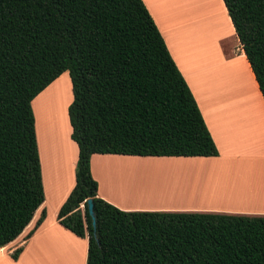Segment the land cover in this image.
<instances>
[{"label": "trees", "instance_id": "obj_1", "mask_svg": "<svg viewBox=\"0 0 264 264\" xmlns=\"http://www.w3.org/2000/svg\"><path fill=\"white\" fill-rule=\"evenodd\" d=\"M222 1L264 100V0ZM65 72L78 160L57 221L87 238L86 264H264V216L126 212L97 196L95 154L219 155L142 0H0V248L44 202L31 103Z\"/></svg>", "mask_w": 264, "mask_h": 264}, {"label": "crops", "instance_id": "obj_2", "mask_svg": "<svg viewBox=\"0 0 264 264\" xmlns=\"http://www.w3.org/2000/svg\"><path fill=\"white\" fill-rule=\"evenodd\" d=\"M173 1L142 0L160 32L171 58L195 98L219 155L217 157L170 158L180 159L174 161H183L204 167L207 171L202 172L209 174L216 183L218 179H222L223 174L222 171L219 173L217 171L226 164H235L239 168L240 165L250 163V160H264V100L235 35L223 1L210 0L213 3L212 5L215 8L218 6L221 14L225 15L230 34H232L228 54L225 47L227 44L223 39L224 36L216 40L215 37L205 36L202 29L201 25L204 24V21L198 16L202 14L201 16L205 15V18H207L211 12L205 0H190L191 3L187 5L185 4L187 0H178V6ZM182 2H184V8L180 6ZM237 45H240V47ZM236 67H242L249 87L245 86L234 74L233 71ZM247 89H250V92ZM257 114L260 115V119ZM243 119L244 121H242ZM262 120L263 122H261ZM35 130L40 154L43 189L46 193L44 173L47 170L52 183V199L58 202V213L75 186L78 147L70 137L72 130L69 119L67 130L65 128L64 134L60 138L59 148L55 143L52 144L50 137L47 145L42 143L36 119ZM124 159L136 158L124 155L95 154L90 160L92 177L98 183L97 196L122 211L198 212L264 216V207L237 209L222 206L219 205L221 201H216L213 197L209 199L203 195H192L191 191L188 199H186L191 206L185 205L183 209L177 207L152 209L123 206L114 197L107 196L101 191L102 178L95 169V162L101 163L104 171L111 172L110 162ZM228 168L230 167L223 170L226 171ZM68 175L71 179L66 190ZM253 191L256 192L257 190ZM46 202L45 194L44 202L35 212L36 214H34L28 226L14 241L0 248V264H56L58 262L60 264L59 252L54 251L55 248H51L49 251L46 241L41 243L48 235L53 236L52 228H55L61 234L68 235L72 239L70 241L82 247L81 264H86L87 238H78L63 228L57 221V214L56 220L50 223L46 221L45 217L35 232L29 238L27 237L34 228L41 211L44 210L42 207L46 205ZM82 207L83 205H81ZM18 248H22V251L18 259L13 260L11 254ZM48 251L53 253H48Z\"/></svg>", "mask_w": 264, "mask_h": 264}, {"label": "rangeland", "instance_id": "obj_3", "mask_svg": "<svg viewBox=\"0 0 264 264\" xmlns=\"http://www.w3.org/2000/svg\"><path fill=\"white\" fill-rule=\"evenodd\" d=\"M205 1L211 12L208 14L207 18H205V15L201 16L202 14L198 16L204 21V24L202 23L201 26L205 32V36L215 37L216 40H218L219 37L224 36L223 39L226 41L225 44L229 45L225 46L228 54V51L230 52L232 34H230L229 26L226 23V17L221 14L218 6L215 8L210 0ZM173 2L178 6V0ZM187 3L188 0L185 4L187 5ZM189 3H191V1H189ZM214 3L217 5L216 2ZM180 6L184 8V2H182ZM237 46L240 47V45ZM234 74L237 76L236 72H234ZM243 84L248 86L246 80ZM247 90L250 92V89ZM65 94H67L68 98L65 105H63L62 114L60 113V128L56 127L55 129H51L50 127H46V102H51L54 97H56L58 101V99L61 96H65ZM44 96L46 98L43 100L44 102H42L43 106H41L39 113H37L35 109V101L42 97L44 98ZM71 102V82L67 72L63 73L33 99L31 106L36 123H38V129L41 133L42 143H46L47 145L50 140L49 137L52 140L53 136L55 137L59 131H61L60 138L63 136L65 128L67 130V111ZM242 121H244V119ZM62 122L64 126L62 125ZM57 144L59 146L60 141H57L56 139V146ZM135 158L136 159H124L122 161L110 162L109 165L111 166V172L108 170L104 171L103 165L99 162H95V169L102 178L100 187L101 191L107 196L114 197L115 200L123 206L146 207L152 209L177 207L183 209L185 205L191 206L186 201V199H188V189H194L195 192L193 195H199V191H196L197 189L195 188H200V185L205 184L210 180L211 183L208 182V186L217 188L218 191H221L226 196V198L230 195H235L238 198L237 202L222 199L219 205L234 207L237 209L252 208L255 205H261L262 208L264 207V160H250V163H247V165H240L239 168H237L235 164H226L217 171V173L222 171L223 174L221 177L222 179H219L218 182L215 183L209 174L202 172H205V170L207 171V169L183 161H174L180 159L169 157ZM227 167L230 168L224 171L223 169ZM225 177H227L226 180ZM44 178V188L46 187V193L44 190V197L46 194L47 202L42 209L46 212V221L50 223L56 220L58 202H55L52 199V183L47 170H45ZM248 178H250L249 181ZM70 179L71 178L68 175V178L66 179V190L69 187ZM213 182L216 186H214ZM253 190H257L258 192H254ZM257 197L260 201L259 204H256L254 201L255 199H258ZM224 200L226 201L224 202ZM52 231L53 236L48 235L41 241V243L46 241L49 251L51 248H55L54 251L56 250L59 252L60 264H81L82 247L74 244L70 241L72 239H70L68 235L59 233L55 228H52ZM70 248H73V251H75V258L70 256L69 253H66L67 251H72ZM49 251L48 253H53ZM56 264H59V262Z\"/></svg>", "mask_w": 264, "mask_h": 264}, {"label": "bare ground", "instance_id": "obj_4", "mask_svg": "<svg viewBox=\"0 0 264 264\" xmlns=\"http://www.w3.org/2000/svg\"><path fill=\"white\" fill-rule=\"evenodd\" d=\"M189 1L190 0H188V3H189ZM187 2V1H186ZM185 2V3H186ZM187 3V4H188ZM190 4V3H189ZM203 21V20H202ZM194 27V26H193ZM235 71H233V72H236L237 73V76H238V78L242 81V82H244L245 80H246V76L244 75V71H242L243 69L242 68H239V67H236L235 69H234ZM249 92V91H248ZM60 93V92H59ZM62 93V92H61ZM63 95V94H62ZM58 97V96H57ZM45 96H44V98L42 97L41 99H39V100H37V101H35V109H36V111H37V113H39V111H40V108H41V106H43V103L42 102H44L43 100H45ZM67 98H68V96H67V94H65V96H61L59 99H58V101H57V98L56 97H54V99H52V101L51 102H49V103H47L46 102V119H45V125H46V127H50L51 129L53 128V129H55L56 127H59L60 128V113L62 114V108H63V105H65V103L67 102ZM45 104V103H44ZM257 116H258V114H257ZM260 116V115H259ZM258 116V117H259ZM261 117H259V119H260ZM258 120V119H257ZM261 122H263V120L261 121ZM62 125L64 126V124H63V122H62ZM255 129V128H254ZM60 134H61V131H59V133L54 137L53 136V138H52V142H53V145H54V143H55V145H56V139H57V141H60ZM60 147V145L58 146V144H57V148H59ZM126 162V161H125ZM125 164V163H124ZM242 176V175H241ZM248 176V175H247ZM243 177L245 178V176L243 175ZM243 177H242V179H243ZM252 177V176H251ZM250 177V178H251ZM231 178V177H230ZM250 178H248V181H249V179ZM227 179V177H225V180ZM246 179V178H245ZM219 180V179H218ZM231 180V179H230ZM234 180V179H233ZM244 180V179H243ZM252 180V179H251ZM208 182H210V180L208 181ZM207 182V183H208ZM229 182V181H228ZM207 183H205V184H203V185H201V187L200 188H195V189H197L196 191H199V195H203V196H205V197H208L209 199L210 198H214L216 201H221L222 199H226V200H228V201H235V202H237L238 201V198L235 196V195H230V196H227V198H226V196L221 192V191H218V189L217 188H213V187H210V186H208V184ZM211 183V182H210ZM214 183V182H213ZM217 183V182H216ZM234 183H235V181H234ZM250 183V182H249ZM236 184V183H235ZM233 185V184H232ZM242 185V184H241ZM246 185V184H245ZM214 186H216L215 185V183H214ZM221 186H222V184H221ZM189 188V187H188ZM219 188V187H218ZM249 189H250V187H249ZM189 190H191V192L192 193H194L195 191H194V189H188V195H189V193H190V191ZM258 192V191H257ZM193 195V194H192ZM258 198V197H257ZM239 200H241V199H239ZM255 202H256V204H259L260 203V201H259V198L258 199H255L254 200ZM207 202V201H206ZM255 208H257V207H261V205H255L254 206ZM70 250H72V251H67L66 253H69V255L70 256H72L73 258H75V251H73V248H70Z\"/></svg>", "mask_w": 264, "mask_h": 264}, {"label": "water", "instance_id": "obj_5", "mask_svg": "<svg viewBox=\"0 0 264 264\" xmlns=\"http://www.w3.org/2000/svg\"><path fill=\"white\" fill-rule=\"evenodd\" d=\"M85 203L87 205L88 213H89V215L91 217L92 225H93V227H95V215H94V212H93L92 200L91 199H87Z\"/></svg>", "mask_w": 264, "mask_h": 264}]
</instances>
